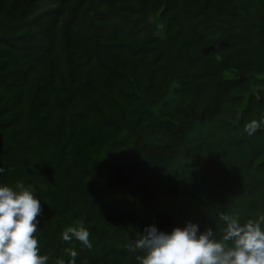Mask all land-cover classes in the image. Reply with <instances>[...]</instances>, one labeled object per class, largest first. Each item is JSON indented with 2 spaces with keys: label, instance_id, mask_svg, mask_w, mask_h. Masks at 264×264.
<instances>
[{
  "label": "trees",
  "instance_id": "1",
  "mask_svg": "<svg viewBox=\"0 0 264 264\" xmlns=\"http://www.w3.org/2000/svg\"><path fill=\"white\" fill-rule=\"evenodd\" d=\"M252 120L264 0H0V186L40 200L47 264H140L148 225L264 214ZM81 223L91 249L62 239Z\"/></svg>",
  "mask_w": 264,
  "mask_h": 264
},
{
  "label": "clouds",
  "instance_id": "2",
  "mask_svg": "<svg viewBox=\"0 0 264 264\" xmlns=\"http://www.w3.org/2000/svg\"><path fill=\"white\" fill-rule=\"evenodd\" d=\"M262 121L252 120L244 131L252 136ZM4 169L0 168V172ZM42 213L40 200L33 190L23 183L0 186V264H47L49 256L40 254L35 236L37 217ZM226 224L217 238L212 228L203 232L191 221L184 227H174L170 233L159 230L155 224L148 225L142 234L129 245L140 264H264V214L241 224L238 216L221 214ZM90 232L83 224L69 226L62 232V239L71 243L73 237L91 249ZM70 251L75 264L77 252ZM57 264H65L59 260Z\"/></svg>",
  "mask_w": 264,
  "mask_h": 264
},
{
  "label": "rangeland",
  "instance_id": "3",
  "mask_svg": "<svg viewBox=\"0 0 264 264\" xmlns=\"http://www.w3.org/2000/svg\"><path fill=\"white\" fill-rule=\"evenodd\" d=\"M156 35H159V36H161V28L160 27H158V28H156ZM92 37H94V34L93 35H91ZM226 75H229V73L228 72H226Z\"/></svg>",
  "mask_w": 264,
  "mask_h": 264
}]
</instances>
